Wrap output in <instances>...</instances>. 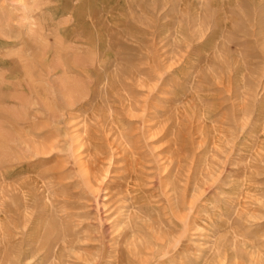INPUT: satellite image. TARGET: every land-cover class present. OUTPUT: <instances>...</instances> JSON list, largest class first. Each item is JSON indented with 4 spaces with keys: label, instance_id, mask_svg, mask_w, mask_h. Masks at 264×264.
<instances>
[{
    "label": "rangeland",
    "instance_id": "374dc122",
    "mask_svg": "<svg viewBox=\"0 0 264 264\" xmlns=\"http://www.w3.org/2000/svg\"><path fill=\"white\" fill-rule=\"evenodd\" d=\"M0 264H264V0H0Z\"/></svg>",
    "mask_w": 264,
    "mask_h": 264
}]
</instances>
